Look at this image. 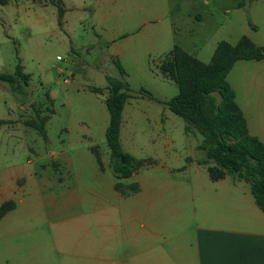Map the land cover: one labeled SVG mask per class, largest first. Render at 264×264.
<instances>
[{
    "label": "rangeland",
    "instance_id": "obj_1",
    "mask_svg": "<svg viewBox=\"0 0 264 264\" xmlns=\"http://www.w3.org/2000/svg\"><path fill=\"white\" fill-rule=\"evenodd\" d=\"M63 1L66 12L60 22L55 0H0V72H14L20 60L24 71L31 74L25 94L0 81V179L18 165L36 166L38 154L50 158L63 151L82 170L81 184L93 182L97 161L91 148L110 160L106 98L110 93L107 77L111 76L132 88L123 111L121 141L127 151L149 162L139 172L146 184V198L158 201L151 207H164V224L174 228L181 241H187L194 207L186 205L188 196L177 201L172 190L163 188L168 183L179 184L189 192L186 181L198 176L199 158L204 156L198 149L203 135L191 122L143 94L141 88L161 100L176 96L177 83L159 70L174 45L207 61L218 41L236 43L250 30V23L261 20L264 9L253 13L248 4L235 10L240 0ZM235 76L236 71L230 79L236 85ZM34 105L44 109L41 116H51L47 140L27 125L37 116ZM94 184L97 189L101 186ZM159 197L165 200L159 201ZM29 199L0 220V264H113L97 260V256L125 257V235L113 230V216L102 221L107 228L100 230L93 221L92 227L85 229L87 234L78 241L84 246V255L72 254L70 249L68 254L65 240L74 239L77 233L60 225L49 226L40 200ZM100 201L113 208L112 197L99 199L89 192L83 203L76 205L85 210L73 224L94 219L93 209ZM132 202L135 207L145 200L140 196ZM173 203L182 206L176 213L179 220L170 215ZM164 250L158 259L153 249L150 251L151 264H159L158 260L174 264L170 241Z\"/></svg>",
    "mask_w": 264,
    "mask_h": 264
},
{
    "label": "crops",
    "instance_id": "obj_2",
    "mask_svg": "<svg viewBox=\"0 0 264 264\" xmlns=\"http://www.w3.org/2000/svg\"><path fill=\"white\" fill-rule=\"evenodd\" d=\"M257 3L264 4V0H254L249 4V7H253V11L251 10L253 13L264 9V6L260 8L256 6ZM243 8L236 5L234 9L241 11ZM260 17V21L258 19L250 23V30L244 35L257 45L264 46V16ZM215 49L216 47L214 51ZM214 51L207 61L198 55L197 57L209 62ZM235 71L236 85L230 79ZM227 79L247 120L249 133L264 143V58L236 61ZM29 149L36 151L35 147L29 146ZM92 153L96 156L93 151ZM54 155L55 157L48 158L46 155L38 154L36 166L18 165L7 177L0 179V205L8 200L15 201V208L8 211L4 216L6 217L26 204L30 197L39 199L44 210V219L49 226L60 225L68 232L77 233L74 239L65 240V251L68 254L70 249L72 254L84 255L82 249L84 246L78 241L87 234L88 230L85 229L91 228L93 221H96L100 230L103 227L107 228L108 225L102 224V221L106 220L107 216H113V230L122 231L125 235L127 243L125 257L122 254H113V259H107L98 255L97 260L113 264H151L150 251L153 249L156 259L163 257L167 241H170L175 250L174 264H264V211L256 201L251 184L245 179L234 174L213 179L209 173V166H213L214 163L202 164L198 161L196 172L198 176L186 181L190 186L188 193L186 190L183 191L179 184L173 186L166 184L163 189L172 190L174 200L178 201L188 196L186 205L194 207L191 214L194 224L190 236L187 241H181V236L174 233V228L164 224L166 220L164 207H151L158 201L152 202L153 200L146 198V184L139 174L141 167L132 177L119 180L109 168L110 160L102 157L99 162L96 157L95 180L93 182L86 180L83 186L82 170L76 161L63 151ZM203 157L201 155L199 159ZM118 181L125 184L138 182L139 190L123 194L116 188ZM95 182L101 185L99 189ZM157 190H160V187ZM89 192H95L99 199L112 197L113 208L102 206L104 202L100 201V206L93 209L95 220L92 218L84 224H73L85 210L84 207L82 209L76 205L82 204ZM140 196L145 203L133 207L132 200ZM158 199L165 200L160 197ZM181 210L182 206L173 203L170 206L171 217L175 218L176 213H180ZM38 214H41L39 210ZM176 217L177 220L180 219V215ZM158 262L165 264L159 260Z\"/></svg>",
    "mask_w": 264,
    "mask_h": 264
},
{
    "label": "trees",
    "instance_id": "obj_3",
    "mask_svg": "<svg viewBox=\"0 0 264 264\" xmlns=\"http://www.w3.org/2000/svg\"><path fill=\"white\" fill-rule=\"evenodd\" d=\"M252 1L254 0H240L237 6L245 7ZM55 3L60 21L66 8L63 0H55ZM251 58H264V46L257 45L245 35L235 44L226 40L219 41L209 62L201 60L176 44L162 59L159 70L177 83L178 94L170 99L161 100L146 88H141V92L163 103L175 114L195 125L203 135L198 145V149L204 153L200 162L214 163L213 166H209L211 177L220 179L227 174H234L245 179L251 184L256 201L264 211V143L249 133L247 120L227 79L236 61ZM120 69L124 71L121 65ZM30 79L31 75L24 72L20 60L14 72H0V81L8 83L16 93L25 94V86L30 84ZM107 79L110 92L106 98L110 113L106 132L110 149L109 167L114 176L121 180L132 177L147 160L137 158L127 151L121 142L123 111L132 88L126 81L111 76ZM47 97L53 102L50 95ZM33 108L37 116L27 121V125L36 128L46 139V123L51 116H41L44 109L40 110L35 105ZM91 150L101 162L99 151L93 148ZM139 187L138 182L125 184L118 181L116 184L117 190L123 194L136 192ZM15 206L14 200L3 202L0 205V219Z\"/></svg>",
    "mask_w": 264,
    "mask_h": 264
}]
</instances>
